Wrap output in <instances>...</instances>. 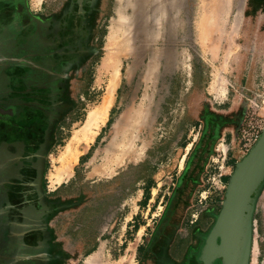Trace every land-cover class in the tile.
<instances>
[{"label": "rangeland", "instance_id": "obj_1", "mask_svg": "<svg viewBox=\"0 0 264 264\" xmlns=\"http://www.w3.org/2000/svg\"><path fill=\"white\" fill-rule=\"evenodd\" d=\"M185 1L179 36L167 32L169 27H163L164 23V32L151 45L156 52L163 49L160 53L171 61L162 58L153 82L145 83L141 67L130 74L131 58L120 60L118 86L105 122L97 128L98 134L91 143L81 142L75 147L82 154L63 185L56 190L50 187L52 195L64 198L58 227L69 240V248L74 245L81 249L78 256L68 261L57 257L56 264H85L87 254L97 251L104 255L102 264H179L187 255H200L204 238L219 213L211 207V199L199 207L200 192L193 194L191 206L182 211L179 228L161 247L164 252H152L145 260L146 252L142 254L139 248L148 250L151 246L166 197H171L177 186L176 174L183 171L188 155L203 137L208 116L202 108H226L223 99L235 93H249L245 103L251 108L244 109L238 128L252 111L264 116L263 104L258 109L251 106L253 92L247 85L253 69L255 75L264 78V0H225L227 15L212 25L205 22L216 16L205 8L210 0ZM126 2L107 3L103 50L88 87L79 93L78 109L51 153L46 170L47 190L48 179L60 167L57 159L106 93L110 75L102 65L113 47L112 25L120 13L134 16V10L125 9ZM30 3L32 7L40 4L36 0ZM205 26L211 31L205 33ZM141 60L145 65L146 56ZM128 105L135 109L133 121L131 126L120 129L117 136L114 126L118 128L117 119ZM149 184L152 202L146 207L142 189ZM164 196L163 203L155 202ZM263 229L264 187L254 217L257 252Z\"/></svg>", "mask_w": 264, "mask_h": 264}, {"label": "flooded vegetation", "instance_id": "obj_2", "mask_svg": "<svg viewBox=\"0 0 264 264\" xmlns=\"http://www.w3.org/2000/svg\"><path fill=\"white\" fill-rule=\"evenodd\" d=\"M36 1L0 0V225L24 230L1 238L0 264H56L81 251L58 227L64 198L47 195L44 174L99 62L109 0Z\"/></svg>", "mask_w": 264, "mask_h": 264}, {"label": "bare ground", "instance_id": "obj_3", "mask_svg": "<svg viewBox=\"0 0 264 264\" xmlns=\"http://www.w3.org/2000/svg\"><path fill=\"white\" fill-rule=\"evenodd\" d=\"M184 2L186 1L127 0L125 3V9L131 8L134 10V16L133 14L132 16H125L124 14L120 13L118 19L114 21L112 25V33L110 37L113 47L110 49V52L102 65L103 71L110 75L109 84L106 87V93L104 94L100 105L96 106L92 111L89 112L86 123L82 129L79 130V134L74 136L68 142L64 152L60 155L59 159H57L59 160L60 167H58L57 171L52 173L50 176V183L52 186L63 183V181L73 173V168L78 163L80 154H82L78 149L75 151V147L81 142L87 144L91 143L95 134H98L95 131L102 123L105 122L104 117L114 102L115 90L118 86V69L120 60L123 57L131 58L128 69L130 74L135 69L141 67V79L145 81V83L152 81L154 76H157V68H159L158 63L162 58H166L168 61H171V58L169 59L166 54V57H164V54L160 53L163 51V49L161 50V48L158 47L160 52H156L152 49L151 45L154 41H157V39L159 40L161 33L164 32L162 31L163 27H169V29L166 30H168L167 32L173 31L174 37L179 36L181 27H183L182 17L185 6ZM225 5V0H210L205 8L207 10L209 9L212 13H215L216 16H211L205 22H207L209 25H212L221 19V17L226 14L225 10L227 7H225ZM164 23L166 26H163ZM206 26L203 30H205V33H208L211 31V28L208 29ZM160 41H163V39ZM162 44L164 43L162 42ZM145 56L147 61L145 62V65H142L141 63L143 61L141 59H143ZM134 111L135 109L129 105L123 109V112L117 119L118 123L115 124L118 128L115 129L114 126L117 136L119 135L118 131L120 129L131 126ZM103 256H101L100 251H97L86 258L85 264H102L101 260Z\"/></svg>", "mask_w": 264, "mask_h": 264}, {"label": "water", "instance_id": "obj_4", "mask_svg": "<svg viewBox=\"0 0 264 264\" xmlns=\"http://www.w3.org/2000/svg\"><path fill=\"white\" fill-rule=\"evenodd\" d=\"M263 187L264 129L259 141L236 164L222 207L204 238L199 255L202 264H250L254 217Z\"/></svg>", "mask_w": 264, "mask_h": 264}, {"label": "crops", "instance_id": "obj_5", "mask_svg": "<svg viewBox=\"0 0 264 264\" xmlns=\"http://www.w3.org/2000/svg\"><path fill=\"white\" fill-rule=\"evenodd\" d=\"M0 88H2V86H4L3 84H6L5 82H7L5 80V82L3 83L2 81H0ZM249 90H251L253 93H250L252 99L251 102V106L254 109H258L259 106L262 104V98H264V78L261 79L260 75L257 73V75L254 74V69H253V73L249 78V81L247 83ZM249 95V93H235V94H231V97H224L226 98L225 100H222V103L226 104V108H222V109H217L214 108L212 106L210 107H206L207 110L209 109L210 112H213L217 115H220L223 117V119L225 120L224 123L222 124L223 126L220 128L219 132L217 133L216 136V140L214 141V143L212 144V154L210 155L207 164L204 166L203 169H201V171H199L198 173H196V170L192 167V169H183V171L179 172V174L177 175V179L180 178L184 172H187V177H199L200 179V184L199 187H197L195 189V194L201 192L205 185H206V179H207V172H208V166L210 163V159L211 157L216 155V151L219 150H226L228 151V157H227V161H226V166H227V170H226V175L224 177V184H225V188H223L219 194H216V196L212 197V202L210 203L211 207L214 209H218L220 210L222 207V203L224 200V196H225V192H226V188L227 185L229 183V180L235 170L236 164L239 160H237V154H235V148H236V143H235V137H236V133L238 131V127L240 125V123L243 120V114H244V109H249V104L245 103L246 100V96ZM223 98V97H222ZM227 102V103H226ZM220 103V104H222ZM1 113V112H0ZM58 146V142L56 144V146L53 148L55 149ZM53 149L50 151L49 153V157L47 159V166H46V170L48 167V163H49V159L51 158V153L53 151ZM46 170H45V174H44V181L46 180ZM65 181H63L64 183ZM48 183H49V188L47 190L46 188V193L48 196H53L51 194L52 189H50V187L52 186L50 183V178L48 179ZM63 183L54 186L55 190L58 187H61L63 185ZM46 184V181H45ZM150 185L148 187H145L142 189L143 191V195H144V204H146L147 206L151 205L152 199L150 197V194L152 192H150ZM153 189V188H152ZM201 190V191H200ZM166 196V195H165ZM157 198V200L155 201L156 203H163L164 198ZM50 200H52L51 198H49ZM162 199V200H161ZM4 207H0V216L2 215V212L4 211ZM8 216L7 214H5L4 216L1 217H5ZM24 230L21 229L20 225H16L14 223V221L12 219H8V221L6 220L5 222L2 221L1 225H0V241L1 238L3 240L5 239H9L12 240L18 236H22L24 235ZM264 232V229H263ZM256 250V251H254ZM257 255H256V254ZM255 254V255H254ZM89 253L87 254V256L89 257ZM250 264H264V236L262 241L260 242L259 246H258V252H257V247L255 245V241H253V246H252V254H251V260H250Z\"/></svg>", "mask_w": 264, "mask_h": 264}, {"label": "trees", "instance_id": "obj_6", "mask_svg": "<svg viewBox=\"0 0 264 264\" xmlns=\"http://www.w3.org/2000/svg\"><path fill=\"white\" fill-rule=\"evenodd\" d=\"M201 111L208 116L205 118L203 137L200 142L193 147L188 155L186 164V169L189 170L193 167L196 170V173L201 171V169L207 164V161L212 154V144L216 140L217 133L225 121L222 116L210 112L206 107H203ZM199 184V177H187L186 171L180 178H178L177 186L173 191V195L171 197H166L165 210L161 216L160 222L155 227L151 246L148 250L144 247L139 248V251H141L142 254L146 252L145 260L150 254H152V252L155 254L161 252L163 244H166L170 237L174 235V231L179 228L182 211L191 206L192 196L195 193V189L199 187ZM157 259H160L159 256Z\"/></svg>", "mask_w": 264, "mask_h": 264}, {"label": "built area", "instance_id": "obj_7", "mask_svg": "<svg viewBox=\"0 0 264 264\" xmlns=\"http://www.w3.org/2000/svg\"><path fill=\"white\" fill-rule=\"evenodd\" d=\"M262 104L264 105V98H262ZM263 129L264 116L253 113V111L248 114L244 124L239 128L238 134L235 137L236 148L234 152L237 154V160H242L251 151L259 141ZM227 157L228 151L219 149L216 151V155L211 157L208 166L206 185L200 192L197 201L199 207L206 205L215 194H219V192L225 188L223 179L227 170Z\"/></svg>", "mask_w": 264, "mask_h": 264}]
</instances>
